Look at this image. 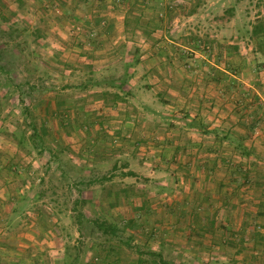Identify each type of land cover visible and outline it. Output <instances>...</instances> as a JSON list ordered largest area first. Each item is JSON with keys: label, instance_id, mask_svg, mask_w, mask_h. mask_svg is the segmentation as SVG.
I'll list each match as a JSON object with an SVG mask.
<instances>
[{"label": "rangeland", "instance_id": "obj_1", "mask_svg": "<svg viewBox=\"0 0 264 264\" xmlns=\"http://www.w3.org/2000/svg\"><path fill=\"white\" fill-rule=\"evenodd\" d=\"M56 2L62 9L78 10L67 14L66 20L65 15L58 16L62 37L57 41L64 40L65 47L51 41L58 33L48 12L51 0H0V220L9 216L10 231L17 230L12 234L25 237L18 244H29L28 237L34 234L39 244L56 246L60 264H160V259L164 264L237 262L230 252L221 258L205 251L194 257L199 239L188 242L185 237L181 254L173 253L169 244L160 254L163 243L154 230L158 214L149 210L158 209L164 193L174 194L161 191L159 183L175 181L168 169L181 163L159 155L165 144L160 131L145 141L138 133L156 128L132 127L124 104L119 112L111 107L127 100L121 89L126 57L139 55L138 45L147 33L142 25L151 17L146 9L176 10L187 25L184 32L190 33L186 37H193L204 54L216 53L213 40L231 39L230 52L238 59L246 44L250 54L254 49L264 53V0ZM124 17L138 23L139 29L135 36L132 32L126 48L122 44L113 48L117 27L131 26L117 21ZM152 18L160 20L164 14ZM256 25L263 30L253 36ZM93 60H97L94 69ZM145 83L141 79L137 85ZM144 99L152 101L149 96ZM135 120L141 124L140 117ZM263 136L264 131L252 129L248 149L258 147L250 150L253 156L228 159L225 164L241 171L246 166L252 181L263 180L264 150L258 149L264 145L257 142ZM131 199L132 203L126 202ZM143 201L148 204L146 220L137 217L145 209ZM101 222L106 224L103 228ZM254 227L258 230L257 224ZM6 244L14 247L15 242ZM41 261L51 263L43 255Z\"/></svg>", "mask_w": 264, "mask_h": 264}, {"label": "crops", "instance_id": "obj_2", "mask_svg": "<svg viewBox=\"0 0 264 264\" xmlns=\"http://www.w3.org/2000/svg\"><path fill=\"white\" fill-rule=\"evenodd\" d=\"M56 1L51 0L53 6L48 11L53 14L50 17L52 29L58 32L53 34L51 41L65 47L68 43L57 41L62 37L58 36L62 29L59 17L65 15V19L67 14H75L78 10L62 9ZM33 11L40 14L37 9ZM146 12L151 17L142 25L147 33L138 45L139 55L126 57L121 89L127 100L114 102L111 109L119 112L124 104L122 110H127L130 126L155 127L151 133L145 129L138 134L146 141L160 131L165 144L159 155L181 163V166L168 169L175 181L163 179L164 182L159 183L161 191L174 194L166 196L164 193L156 206L158 209L149 210L158 214L159 225H155L154 230L158 229V238L163 243L159 252L163 255L169 244L173 253L181 254L182 238L185 237L190 240L188 242L199 239L194 246V257L201 252H212L221 258L222 254L230 252L235 255L237 262L234 264H253V259L256 264H264V179L254 177L252 181L245 171L246 166L241 171L225 164L228 159L251 158L250 150L257 147L248 149L251 131H264V53L259 54L258 49H254L250 54L246 44L247 48L242 50L246 55L241 52L236 59L230 52L231 39L223 37L212 41L216 53L204 54L198 50L193 37H186L190 33L184 32L183 26L187 25L178 19L180 14L177 15L176 10L146 9ZM158 12L164 14L163 19L152 18ZM171 13L176 14L175 18ZM125 18L117 21H126L131 26L123 23L117 27L111 40L113 48L116 44L126 48L132 32L135 36L139 29L138 23L128 22ZM106 36L105 33L100 35L102 39ZM183 52L190 58H185ZM92 63L93 69L97 67V60ZM141 79L146 85H137ZM144 96H149L152 101L145 102ZM137 117L141 124L135 120ZM257 142L264 145L263 139ZM258 150L264 148L259 146ZM132 199L126 202L132 203ZM142 205L145 209L137 217L146 220L144 212L148 204L143 201ZM8 218L0 220V264H41L42 255L48 257L50 264H60L56 246L39 244L34 234L26 235L29 244L23 241V245L18 244L23 235L12 234L17 230L10 231ZM10 241L15 242L14 247L6 244Z\"/></svg>", "mask_w": 264, "mask_h": 264}, {"label": "trees", "instance_id": "obj_3", "mask_svg": "<svg viewBox=\"0 0 264 264\" xmlns=\"http://www.w3.org/2000/svg\"><path fill=\"white\" fill-rule=\"evenodd\" d=\"M261 25H259V26H255L254 28H253V30H252V35L253 36H256L258 33H260V32H262V30H263V28L262 27H260ZM106 224L105 223H100L99 224V226H100V228H103V226H105ZM160 261H161V263L160 264H164V261H162L161 259H160Z\"/></svg>", "mask_w": 264, "mask_h": 264}]
</instances>
